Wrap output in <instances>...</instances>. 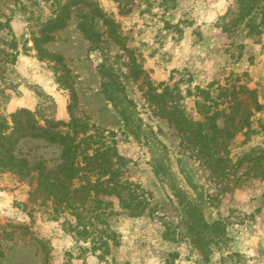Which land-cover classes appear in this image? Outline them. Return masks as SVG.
<instances>
[{"label": "rangeland", "instance_id": "374dc122", "mask_svg": "<svg viewBox=\"0 0 264 264\" xmlns=\"http://www.w3.org/2000/svg\"><path fill=\"white\" fill-rule=\"evenodd\" d=\"M240 12L0 0V264H264V26ZM78 125L105 132L135 199L66 180L50 138L81 141ZM194 212L220 245L202 252Z\"/></svg>", "mask_w": 264, "mask_h": 264}, {"label": "trees", "instance_id": "16d2710c", "mask_svg": "<svg viewBox=\"0 0 264 264\" xmlns=\"http://www.w3.org/2000/svg\"><path fill=\"white\" fill-rule=\"evenodd\" d=\"M238 2L239 8L241 9L240 14H242L240 19L244 20L246 18H249L247 26L252 28H254L255 26H264V0H238ZM258 18H260V21L258 24H256L255 21L258 20ZM123 116L124 118H126L125 120L128 121L127 116L125 114H123ZM77 127L79 128L81 126L78 125L76 126V128ZM81 128H83L81 131V141H76L79 132L76 131V129L74 130L72 138H70L69 135L61 137L59 136V140L55 137L50 138L52 142L59 141L62 145H64L63 157L65 159V162L63 163V165H61L60 172L65 175L67 181H71V179L76 177L78 174L86 175L85 172L87 174L96 172V174L99 176H97L95 182L88 181L86 182V185H83L80 188L85 189L87 185H92L94 188L99 187V192H101L103 195L109 196L114 194L120 199V201H125L124 195L121 193V191L128 190L129 184L127 182L124 183L121 181V179H119L121 175L120 167L118 166L117 168H114L115 164L112 160V156H114V152L116 153V151L112 147L102 142V139L105 137V132L102 130H96L93 132V134L89 132V129L87 127L84 128L82 126ZM96 137L101 140H94ZM91 140H93V142H91L90 144L88 143L87 145L86 142ZM83 144L85 146L81 148ZM205 148L206 146H203L199 153L205 156L210 155L211 158L215 157L216 151L211 154L205 151ZM118 158L120 161L123 160V158L120 156H118ZM220 161L222 160L218 158V162ZM45 171V166H42L41 173L43 176H47ZM106 176L108 177L104 179L103 177ZM55 178L58 181L54 179V181L51 183V185L53 186L52 190L65 195L69 188L64 186V184L61 182L60 177ZM128 192V194L130 195L129 197H131L132 199L136 198L134 190L129 189ZM99 203H104L106 205L109 202L106 203L102 200H99ZM193 216H196L195 222L196 224H198V226H200L198 235L200 236L199 247H201L202 252H204V247H208L209 244H213L215 246L220 245L221 241L223 240L224 234V230L221 228L220 222H203L201 224L199 223V214L197 212H194ZM103 243L105 244L106 242L104 241ZM204 257L205 260H207L206 262H209V255L207 254Z\"/></svg>", "mask_w": 264, "mask_h": 264}]
</instances>
